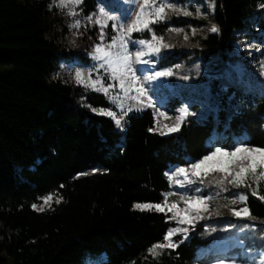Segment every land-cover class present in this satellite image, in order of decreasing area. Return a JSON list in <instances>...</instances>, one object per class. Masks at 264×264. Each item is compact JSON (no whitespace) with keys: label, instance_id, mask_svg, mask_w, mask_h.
<instances>
[{"label":"trees","instance_id":"16d2710c","mask_svg":"<svg viewBox=\"0 0 264 264\" xmlns=\"http://www.w3.org/2000/svg\"><path fill=\"white\" fill-rule=\"evenodd\" d=\"M183 1V0H178ZM209 22L219 31L177 38L173 49L159 59L165 68L182 57L194 64L192 74L207 94L191 99L174 92L161 107L175 111L185 103L192 115L178 131L161 135L152 107L127 112L117 127L108 116L91 108L121 114L109 96L57 75L74 49L66 37L68 22L53 0H0V264H211L213 242L234 232L222 217L201 219L187 235L176 234L174 249L152 256L149 249L163 242L176 226L172 213L141 211L136 204L162 203L172 191V168H188L216 147L240 144L264 147V75L246 73L212 76L211 71L242 61L246 68L260 61L259 53H237L241 39L264 40V0H209ZM83 14L99 7L117 13L116 0H82ZM198 22L167 15L152 31L133 32L135 41L151 40L152 33L171 39L174 31L190 33ZM204 23V21H202ZM109 23V34H114ZM97 26L84 34L86 46L100 42ZM112 39V35L105 40ZM85 60L90 57L85 53ZM202 58V62H196ZM259 72V73H258ZM211 73V72H210ZM106 82H110L107 74ZM171 80H174L171 78ZM187 88L186 84L181 85ZM116 92V89L112 90ZM187 92V91H184ZM202 103L209 108L202 109ZM91 106V107H89ZM150 129H156L150 131ZM87 173L86 175H82ZM168 174V175H166ZM213 173L197 184L201 194L220 188ZM214 175V176H213ZM248 196L246 206L256 227H247L245 245L264 247V201ZM197 186H195L196 188ZM264 195V180L259 183ZM53 196L43 211L33 208ZM56 199H60L56 203ZM241 255V264L247 262Z\"/></svg>","mask_w":264,"mask_h":264},{"label":"snow or ice","instance_id":"6c2138e0","mask_svg":"<svg viewBox=\"0 0 264 264\" xmlns=\"http://www.w3.org/2000/svg\"><path fill=\"white\" fill-rule=\"evenodd\" d=\"M133 2L138 3L139 0H133ZM82 3V0H53V5L59 8H68L71 6H78ZM167 10H171L176 13H182L184 16L192 15L191 12L180 9L176 5L169 3L168 0H143L139 3V8L136 11L134 18L131 19L130 23H118V17L108 15L103 9L100 10L99 15L95 18L89 16L87 19L90 23H95L100 25L101 32L99 39L101 43L95 45L92 57L94 60L99 61V65L96 71L99 69H104L107 74L108 79L117 81L120 93H112V90L117 86L115 84L109 83L105 85L104 79L101 76H97L96 79L91 78V72H89L87 78L83 72L77 71L75 73V80L78 84L90 88L93 91L103 92L105 95L109 96V99L116 104L118 108L121 109V114L117 117V114L110 109L104 108H91V111L97 113L98 115H104L111 117L117 127H121V121L127 111H132L133 108L141 110L143 107H153L151 98L148 97V90L144 87V83L140 82V77L136 75V70L133 68V63H149L148 60H143L142 57L149 55L150 53H159L161 48L170 47V45L163 43L164 38L156 36L152 33L151 40H139L138 43L147 48V52L140 50L133 53L128 51V43L133 32L142 31H152V25L162 21L167 16ZM77 13L73 10L69 11V15H76ZM112 20L113 29L117 32V35L112 37L111 42L108 44L103 43L105 40L104 28H106L107 21ZM73 28L80 27V21L77 20L73 25ZM174 32H182V29H170ZM211 32H218L219 29L213 25L210 29ZM194 34V30H193ZM184 39L187 40L188 36L185 35ZM134 57V59H133ZM171 70L158 71L152 76L144 77V82L155 80L159 77L172 75ZM135 92V95H130V93ZM131 99L135 103L128 107L127 111H124L125 100ZM91 107V106H89ZM179 115L175 117V123L172 126L167 124L163 125L164 129L169 132L178 131L180 125L186 120L189 115H192L188 111L187 107L180 108L178 110ZM159 116H165V113H158ZM167 118V117H166ZM156 129H150V131H155ZM165 132L161 131V135ZM223 173L220 180L217 181L218 184H223L227 181L237 187L245 186L251 188L252 185L247 183L248 178L251 176L254 178L256 183V189H253L251 195L256 196L258 199L264 201V195L259 194V183L264 180V147H253L247 144H240L234 147L231 151L216 147L208 155H205L196 162L189 165L188 168H178L171 175H168L170 183L184 187L186 184H192L195 181L191 177H196L200 179L202 177H207L211 173ZM83 173L82 175H86ZM178 177H183V179H178ZM231 177V179H228ZM198 192V190H197ZM171 195H177V193H166L165 198L162 203L157 204H136L134 207L141 211L144 210H154L156 212L172 213L169 217L170 220H176L178 224L192 225L196 219H203L204 216L201 213H206L209 211V206L207 201L212 200V196L203 197L200 195L187 196L180 195L179 201L184 203V207L178 206L179 202L173 201L169 203L168 197ZM219 195V193H217ZM248 196L247 194L241 193L237 196V199H233L231 203L234 205L237 201L244 203L243 208H230L232 215L254 219L251 216L249 209L246 206ZM53 200L52 195H48L43 198L44 204L50 206V201ZM60 199H56V203H59ZM227 206V205H225ZM33 205V208H36ZM38 210L43 211V206ZM187 233L188 228H174L169 229L168 232L163 237V242L154 244L150 249L149 253L152 256H158L162 253L164 249H174L178 247V244L173 241V236L177 233Z\"/></svg>","mask_w":264,"mask_h":264},{"label":"rangeland","instance_id":"374dc122","mask_svg":"<svg viewBox=\"0 0 264 264\" xmlns=\"http://www.w3.org/2000/svg\"><path fill=\"white\" fill-rule=\"evenodd\" d=\"M143 0H139L138 3L133 2V0H116V4L120 6V11L117 13L109 12L104 7H99L97 12L92 15L83 14V6L80 4L78 6H69L68 8H59L61 11V14L65 18V20L68 22L70 27V32L66 37V41L68 42L69 46L74 49L73 56L67 61V62H61L58 68L56 69L57 75L63 77L66 80L74 81L75 80V73L77 71L83 72L85 75V78H87L89 72H91V78L96 79L97 76H101L104 79L105 85L112 83L117 85L114 89H116L115 93H120L121 96H123V93L120 92V89L118 87V82L111 80L110 82L105 81V75L104 69H99V72L96 71V68L99 65V61H96L92 57V53L94 50V47L96 44H89L86 46V41L83 39L84 34L88 31L89 28H92V26L95 23H90L88 21L89 16H93L94 18L99 15V12L101 9L104 10L108 15H112L115 17H118V23H130L131 19L134 18L136 11L139 8V3H142ZM169 3H172L176 5L180 9H185L192 13L190 16H184L182 13H176L171 10H167V15H178L187 17L190 19L196 20L198 23V26L193 27L189 34L187 32H174L171 39L169 40H163V43L170 45V47L161 48L159 53H150L149 55H145L142 57L143 60H148L149 63H133V68L136 70V75L140 77V82L144 83V87L148 90V97L151 98V102L153 104L152 109L154 110L155 116H156V127L158 130L164 131L165 134L170 133L167 131V129L163 128V125L167 124L169 126H172L175 123V117L179 115L178 110L183 107H187L185 103H182L180 106L176 108L175 111L168 112L165 111L161 105L164 104L166 101H168L171 97V94L174 92L180 94V96H187L188 100L191 99V97L198 92H201L203 94H207L206 88H200V85L196 83L195 75L192 74V69L194 68V64L187 63L186 57H182L179 62H175L167 67L157 69L156 64L158 63L159 59L170 49L174 48L175 40L177 38H183L187 35L188 39L191 38L192 35L195 34H206L208 31H210L211 27L213 26L211 22H209V16L214 11L213 2L209 0H168ZM77 13L76 15H69V11L73 10ZM261 8L264 10V3L262 4ZM264 17V14H263ZM80 21V27L73 28L72 25L77 21ZM204 21V23H202ZM109 23H111V29L114 31V34H109L110 29ZM113 23L114 21L109 20L107 21V27L104 28L105 33V39L108 38V36L112 35V37L117 35V32L113 29ZM98 33L101 32L100 25H97ZM253 29L256 31H262L264 32V28H261L260 26H257L256 24L253 25ZM194 30V34H193ZM129 39L128 43V51L130 53H135L140 50L148 51L146 47L140 45L138 41L133 40L131 37L127 38ZM111 42L110 40H104L103 43L108 44ZM101 43V41L99 42ZM237 53L246 52V54L251 56L254 51L259 53L260 61L257 63L256 61H252V67L246 68V65L242 61H237L235 63H231L230 67L227 69L222 68L219 66L215 71H211V68L207 62H204V66H201L198 68V70L201 72H207L209 74H212V76L216 77L226 75L228 77L233 76V73L235 71L237 78L241 80L243 77H245L246 73L255 74V81L259 80V77H261V74H257L258 68L261 70L262 75H264V40L262 42H257L253 38L249 41H246V38L241 39V44H237L236 47ZM86 54L90 57L89 60H85V58L82 57L83 54ZM134 59V57H133ZM203 59L199 58L196 60V62H202ZM171 70L172 75L170 76H164L159 77L155 80L144 82V77L146 76H152L155 72L158 71H166ZM211 72V73H210ZM259 73V72H258ZM173 78L174 80H171ZM186 84L188 86L187 88H182L181 85ZM264 84V81L262 82V85ZM187 91V92H184ZM135 92L130 93V95H135ZM190 101V100H189ZM135 103V101H132L131 99L125 100L124 103V111H127L128 107L132 106ZM202 109L203 111L207 110L209 106H207L205 103H202ZM144 108V107H143ZM188 108V107H187ZM136 109V108H133ZM189 111V109H188ZM129 112V111H127ZM165 113V116H159L158 113ZM125 119V116L123 117ZM122 119V120H123ZM123 126V124H121ZM228 150V149H227ZM230 149L229 151H231ZM208 155V154H207ZM178 169L177 167L172 168L169 171V175L173 174L175 170ZM213 174V173H211ZM214 176V175H213ZM223 173H220L214 176V180L218 181L222 178ZM195 182L192 184H186L184 187H180L178 185H175L172 183V191L170 193H177V195H171L168 197L169 203L176 201L179 202L178 206L183 208L185 205L183 202L179 201L180 195H187V196H195L200 195L203 197L212 196L213 199L207 201V204L209 206V211L206 213H201L204 218L208 219L211 217H222L225 219V224H233L234 232L232 234L223 236L222 238L216 239L213 242L212 250L214 254H216L214 257L216 258V261H214L211 264H241V255L239 253H230V251L234 249H240V253H242V256L245 257L247 262L253 263V261L256 259V264H264V247L263 248H257V247H251L249 245H245V242L241 239L242 235H245L247 232V227H256L253 222H251L250 219L247 218H241L232 215L231 211H229L230 208H243L245 207L244 203H241L237 201L236 204H232L231 201L233 199H237V196L241 193H244L239 187L228 183L225 181L221 186V189L218 188L215 193L210 192L208 195L201 194V188L197 184L199 183L200 179H197L196 177H191ZM203 178V177H202ZM178 179H183V177H178ZM228 179H231L229 177ZM249 181L253 180V177L248 178ZM195 186H197L195 188ZM198 190V192H197ZM219 193V195H217ZM245 194V193H244ZM52 201H50L51 204ZM227 205V206H225ZM36 208L39 209L41 206L43 208L49 206L45 205L44 201L41 204H36ZM201 219H196L192 225L188 224H176L175 228H188V231L190 229H193V227L196 226L197 222ZM176 221V220H175ZM188 233V232H187ZM187 233H177L182 234L184 236L187 235ZM94 264V263H91Z\"/></svg>","mask_w":264,"mask_h":264}]
</instances>
